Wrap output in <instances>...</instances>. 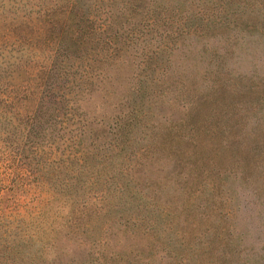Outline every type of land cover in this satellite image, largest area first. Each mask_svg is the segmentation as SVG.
<instances>
[{
  "label": "rangeland",
  "instance_id": "374dc122",
  "mask_svg": "<svg viewBox=\"0 0 264 264\" xmlns=\"http://www.w3.org/2000/svg\"><path fill=\"white\" fill-rule=\"evenodd\" d=\"M37 1L62 18L70 0ZM143 3L127 19L117 0L111 28L93 36L81 21L79 47L61 59L74 64L70 78L93 59L107 68L89 104L99 121L127 109L137 73L160 64L163 90L150 103L155 152L130 169L147 207L128 221L116 215L115 185L104 208L94 197L105 186H86L92 175L112 179L116 140L103 136L95 174L79 173L66 161L62 111L27 121L32 96L24 95L52 61L39 40L28 59H0V264H20L12 259L21 253L24 264H264V0ZM73 175L86 181L80 214L67 193Z\"/></svg>",
  "mask_w": 264,
  "mask_h": 264
},
{
  "label": "trees",
  "instance_id": "16d2710c",
  "mask_svg": "<svg viewBox=\"0 0 264 264\" xmlns=\"http://www.w3.org/2000/svg\"><path fill=\"white\" fill-rule=\"evenodd\" d=\"M98 1L100 4L97 3ZM116 1L70 0L65 15L61 13L63 17L57 18L55 12H51V7H48L55 6L53 3L47 5L46 8L37 0H0V59H28L26 56L35 53L30 52L29 49H37L35 45L39 40L42 41L44 50L49 52L48 56L52 61L51 65L45 69V74L39 76L36 92L33 89L30 95H24L26 96L25 99L32 96L31 105L33 108L29 107L28 109L31 113L27 121H33L32 124L34 125V121L43 119L42 114L45 109L48 112L60 109L63 113L62 122L65 124L63 129L67 131L64 136L66 138L64 142H67L66 161L70 170H76L79 173L90 172L95 174L96 165L92 161L96 157L93 154L101 149L102 143H104L103 136L111 138L112 142L116 140L120 150L110 156V163L114 164L115 160L116 163L119 160V165L116 166L113 175L111 172L107 173V175H111L112 179L106 177L100 179L92 175L90 176L91 183H86V186L91 185L93 187L96 184L105 186L106 190L100 189L94 197L95 200H100L101 207H103L108 191L115 185V189L120 194L117 197L119 200L115 210L116 215L129 221L135 218L133 212L140 210L142 206L147 207L149 203L144 198L143 190L138 188L135 175L131 174L130 169L132 165L143 166L144 161L149 158V153L155 152L151 150L156 141L152 140L155 137V127L151 124L152 108L150 103L151 96L154 93L159 94L163 90L155 77L160 64L153 66L152 63H148L142 71L137 73L136 84L131 89L130 98L126 102L127 109L119 110L111 118L104 116L105 118L99 121L96 116L91 115L89 104L93 100L92 91L96 86L95 78L102 76L107 68L100 66V63H95L97 60L93 59L94 63H87L80 76L70 78L66 73H70L67 68L73 63L69 64L67 59H61L63 50L68 49L69 51L71 47H79L81 21L90 24H88V31L92 36L96 32L105 31L108 28L105 26H109L111 23L109 21L113 14L111 7L115 5ZM122 1L125 8L131 10L130 15H126L129 19L130 17L133 18L143 7L145 0ZM100 14H104L105 17L102 26L96 28V17ZM120 36H122L121 33L118 38ZM127 40L129 39L127 38ZM65 43L68 45L66 46ZM64 56H66L65 53ZM108 62L106 61V64ZM162 69L163 71L166 70ZM71 74L74 76L77 75V72ZM60 79H62L61 83L56 84L57 80ZM57 88L61 90L60 93L55 92ZM216 99L223 100V97L218 95ZM59 103L62 105H58ZM95 125H100L102 130L96 128ZM54 131L57 129L55 128ZM49 136H53V132ZM171 138L169 135L164 138V145L170 144ZM69 179L77 180L72 183L75 189L67 191L68 194L72 195L70 196L73 205L72 210L77 214L83 213V210L79 209L81 203L77 194L79 188L84 186L81 184L84 180L79 175H73ZM110 183L111 186L105 185ZM74 193L75 195H73ZM169 237L171 239V235ZM22 244L25 242L23 241ZM22 244L20 243V245ZM19 255L13 257L12 260L15 262L22 260L20 264H24L25 253Z\"/></svg>",
  "mask_w": 264,
  "mask_h": 264
}]
</instances>
